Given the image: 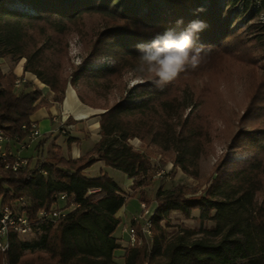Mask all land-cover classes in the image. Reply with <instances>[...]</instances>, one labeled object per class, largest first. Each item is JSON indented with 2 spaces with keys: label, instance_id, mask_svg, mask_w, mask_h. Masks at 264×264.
<instances>
[{
  "label": "trees",
  "instance_id": "obj_1",
  "mask_svg": "<svg viewBox=\"0 0 264 264\" xmlns=\"http://www.w3.org/2000/svg\"><path fill=\"white\" fill-rule=\"evenodd\" d=\"M223 1L0 0V59L11 64L7 73L0 67L3 135L11 141L24 140L30 117L49 105L38 88L26 94L14 92L13 69L21 60L23 73L32 74L52 92L51 103L60 104L70 85L83 105L100 111V138L77 159L50 154L33 167L29 159L14 170V163L24 159L0 156V210L15 200L27 201L30 233L37 235L25 241L11 232L0 264H118L114 253L119 250L124 252L121 264H264V21L259 20L264 0L255 12V0ZM14 3L31 13L12 9ZM200 8L204 11L198 12ZM180 18L184 26L194 19L208 25L198 34L197 46L204 45L202 59L160 90L139 58L155 50L137 45H149L157 34L175 28ZM237 27L242 30L235 32ZM74 35L86 47L78 65L69 57ZM243 47L255 51L246 61L261 69V79L226 148L248 150L251 157L241 164L220 160L214 167L216 178L201 192L183 185L159 187L153 197L150 235H141L140 223L133 221L141 244L121 247L113 236L120 225L116 214L131 196L107 174L86 177L84 170L102 162L131 180L132 192L148 186L154 174L151 156L129 143L138 139L144 149L155 146L170 153L174 167L197 178L198 160L213 153L214 138L208 117L196 110L202 101L194 98L190 80L215 68L209 59L241 57ZM99 58H109L113 64L90 65ZM128 75L150 82L128 89ZM78 142L69 138L66 144ZM63 194L65 206H73L71 211L55 222L36 217L53 208ZM172 211L185 219L197 211L199 226H181L168 235ZM207 222L214 227L208 229Z\"/></svg>",
  "mask_w": 264,
  "mask_h": 264
},
{
  "label": "rangeland",
  "instance_id": "obj_2",
  "mask_svg": "<svg viewBox=\"0 0 264 264\" xmlns=\"http://www.w3.org/2000/svg\"><path fill=\"white\" fill-rule=\"evenodd\" d=\"M10 7L21 12L31 13L29 9L19 6L16 3L11 4ZM240 25L238 27H241ZM238 27L235 32L242 30H238ZM241 50L242 52H240V50L238 51L240 52L239 55H241V57L237 55H230L229 58L223 57L220 59L218 57L217 59H209L208 62L212 64L211 66L214 65L215 68L213 70L203 72L193 79L191 78L190 80L191 90L193 92L194 98L196 100L200 99L202 101V104L198 105L196 110H200V112H203V116L208 117L207 124H209L212 137L214 138L213 153L206 157H200L198 160L197 178H193L183 173L181 169L174 167L170 158V153H163L155 146H150L148 149H144L138 139L130 140L129 143L133 146V148L138 150L140 149L148 156H151L150 165L152 166L154 172L151 178V184L132 192V181L129 184L127 177L122 172L112 168L109 170V174L111 177H113L114 181L122 186V190L127 195L131 196V200H129L125 206L126 209L121 213L122 219L126 221L123 226L124 228H128L133 221L142 223V221L152 216V213L155 209L153 197L155 191L159 187L169 189L177 185H183L187 187H197L198 192H201L205 190L210 185V182L216 178L217 175L214 172V167L217 163H219L220 160L231 164H241L251 157L252 154L248 150L240 152L228 150L226 148V145L229 142V136L233 134V132H235L239 127V117L244 112L248 96L252 94L255 85L261 79V69H254L250 67L246 61V57L254 55L255 51H250V49L246 50L245 47L241 48ZM85 51L86 47L84 44L79 41V37L74 35L69 44V57L71 63L73 65H78L85 56ZM112 64L113 61L109 58H99L90 65L93 67H100L103 65L110 66ZM10 65V62L7 60H3V62L0 61L1 69H6V67L10 68ZM17 79H19L20 82L19 84L15 85L14 92L18 94L21 92H19L16 88L20 86L19 88L22 89L27 83L21 77ZM125 80L127 82L128 89H134L140 84L146 85L150 82V80L144 81L140 78L132 77L131 75H128ZM67 87L71 86L67 85ZM156 88L161 90L162 86L156 85ZM41 92L43 93L42 90ZM138 93V89L134 90L135 95ZM95 111H97L98 114L100 113L98 110ZM63 126V124H59V128L57 129L56 133H54L55 137L51 140L50 138L53 136L52 133L48 134L46 138H40L41 135L39 131V135L33 138L35 143L34 155H36V157L41 153L40 148L42 147L44 152V159L42 161H45V159L49 156V153L53 156H61L66 158V147H68L66 144L67 139H69L70 136H73L71 137L73 139H77L75 137H81L82 139L83 136L80 135L79 130H72L71 132H68L63 128ZM31 142L32 140L29 142V147L24 149H19L20 145L10 142L6 145L5 151L14 154L20 159H24V161L30 159L31 167H33V155L28 156L27 154L26 158L19 157L20 152H22V155H24L25 153L23 152L30 148ZM79 143L80 142L76 144ZM86 145H89V142H87ZM44 146H46V148H44ZM59 149L60 151H58ZM144 200L149 202V206L146 205ZM141 204L144 205V208L147 211L146 215L143 214L144 210L141 208ZM173 213H179L180 215ZM197 217V211L192 213L191 219H185L184 215L179 211L170 212V227L167 229L168 235L176 232L181 226L191 229L197 228L199 226ZM205 226L208 229H212L214 224L212 222H207ZM120 229L121 228L119 227L115 231L116 235H118ZM20 237L25 241H30L32 239H36L37 235L28 233ZM115 262L122 263L123 260H120L115 255Z\"/></svg>",
  "mask_w": 264,
  "mask_h": 264
},
{
  "label": "crops",
  "instance_id": "obj_3",
  "mask_svg": "<svg viewBox=\"0 0 264 264\" xmlns=\"http://www.w3.org/2000/svg\"><path fill=\"white\" fill-rule=\"evenodd\" d=\"M1 62H3V59H0ZM23 63L24 61H20L16 67L13 69V73L16 75L17 78L21 77L27 84L24 88L20 89L17 87L19 92L30 93L35 90V88H38L40 91L42 90V97L45 98L49 105L40 107L31 117L30 121L33 122L36 127L40 131V138H46L48 134L52 133L53 136L50 138L54 139L57 129L59 128V124H63V128L66 129L68 132H71L72 130H79L81 137H75L80 143L76 144L73 143L70 146L66 147V158L71 159H77L84 154H86L92 146L97 143L99 140V117L96 116L98 113L95 110H92L89 107H86L83 105L77 98L74 90L71 87H67L63 96V101L60 104L51 103L52 100V92L49 91V89L41 85L37 82L35 77L30 73H23ZM4 73H7L9 71V67H6V69H2ZM41 85V86H40ZM46 88V90H45ZM59 123V124H58ZM73 136H70V138ZM89 142V145H86V143ZM46 144V143H45ZM44 144V145H45ZM48 144V141H47ZM46 148V146H44ZM34 149H35V143L32 140L30 148L23 153H19V157L26 158L27 154L28 156L33 155V164L36 160H43L44 159V152L42 147L40 148V154L36 157L34 155ZM45 150V149H44ZM57 150V149H56ZM60 151V149L58 150ZM50 155V153H49ZM111 168L105 166L102 162H96L93 165H91L89 168L84 170V175L86 177H96L100 174H107L111 177L109 174V170ZM96 170V171H94ZM115 170V169H114ZM113 179V177H111ZM114 180V179H113ZM129 184L131 180H128ZM117 184V183H116ZM120 189H122V186L120 184H117ZM131 200V199H130ZM126 207L124 206L117 214L116 216L121 220L120 225L117 227V229L120 227V231L118 235L113 234V236L117 239V242L121 245V247L126 248L125 243L127 240V228H124L125 220L122 219V212L125 210ZM116 229V230H117ZM120 260L122 259V256L124 254L123 251L119 250L114 253ZM121 264V263H118Z\"/></svg>",
  "mask_w": 264,
  "mask_h": 264
},
{
  "label": "clouds",
  "instance_id": "obj_4",
  "mask_svg": "<svg viewBox=\"0 0 264 264\" xmlns=\"http://www.w3.org/2000/svg\"><path fill=\"white\" fill-rule=\"evenodd\" d=\"M197 11L202 12L204 9ZM207 27L206 22L199 19L191 20L184 26V20L180 18L175 22V28L181 29L178 33L175 28H169L162 35L157 34L149 45H137L139 48L149 47L155 50L154 54L139 57L142 65L153 75L155 83L162 86L175 79L187 66L196 68L199 65L204 45L197 46L198 34Z\"/></svg>",
  "mask_w": 264,
  "mask_h": 264
},
{
  "label": "built area",
  "instance_id": "obj_5",
  "mask_svg": "<svg viewBox=\"0 0 264 264\" xmlns=\"http://www.w3.org/2000/svg\"><path fill=\"white\" fill-rule=\"evenodd\" d=\"M221 3H223V0H220ZM260 0H255V4L253 6V11H257V9L260 8ZM260 21H264L263 14H260L259 16ZM19 79L16 80L15 84H19ZM39 135V130L36 127V125L33 122H30V131L27 138L24 140L14 139L13 141L9 140L7 137L3 135V133L0 131V156L4 157L7 155H12L16 157L14 154L6 152V145L10 142L20 145L19 149H24L29 147V142L33 140V138L37 137ZM17 159H20L17 157ZM25 166V161H16L13 165V169L16 170V168L19 166ZM97 190L90 191L89 193L96 192ZM66 195H60L57 199L56 204L53 206V208L49 209L48 211H39L36 215V217L40 220H46L50 222H55L60 217H63L66 213L71 211L73 209V206H69L68 208L66 205ZM28 207L27 201L24 199L21 200H15L11 203L10 207H4L2 210H0V253H4L8 250L9 247V234L11 232L17 233L19 236L26 235L31 232V226L28 221V217L26 214V208ZM141 208L144 210L143 214L146 215L147 211L144 208V205L141 204ZM140 223V222H139ZM141 235L149 236L150 235V228H151V222L150 217L148 219H145L140 223ZM127 240H126V247L127 246H133V245H140L141 244V237L136 235V232L134 228L130 225L127 228Z\"/></svg>",
  "mask_w": 264,
  "mask_h": 264
},
{
  "label": "bare ground",
  "instance_id": "obj_6",
  "mask_svg": "<svg viewBox=\"0 0 264 264\" xmlns=\"http://www.w3.org/2000/svg\"><path fill=\"white\" fill-rule=\"evenodd\" d=\"M173 214H177V215H178L179 213H173ZM179 215H180V214H179Z\"/></svg>",
  "mask_w": 264,
  "mask_h": 264
}]
</instances>
